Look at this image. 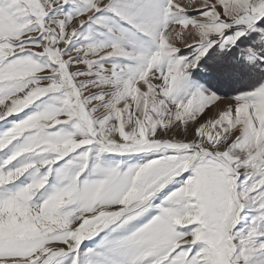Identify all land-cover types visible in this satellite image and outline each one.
<instances>
[{
    "label": "snow or ice",
    "instance_id": "obj_1",
    "mask_svg": "<svg viewBox=\"0 0 264 264\" xmlns=\"http://www.w3.org/2000/svg\"><path fill=\"white\" fill-rule=\"evenodd\" d=\"M0 121V264H264V0H0Z\"/></svg>",
    "mask_w": 264,
    "mask_h": 264
},
{
    "label": "trees",
    "instance_id": "obj_2",
    "mask_svg": "<svg viewBox=\"0 0 264 264\" xmlns=\"http://www.w3.org/2000/svg\"><path fill=\"white\" fill-rule=\"evenodd\" d=\"M193 79L206 87H211L213 91H217L220 95H233L237 90L244 87V80L242 77L235 78H218L213 73L206 69H199L193 72Z\"/></svg>",
    "mask_w": 264,
    "mask_h": 264
},
{
    "label": "rangeland",
    "instance_id": "obj_3",
    "mask_svg": "<svg viewBox=\"0 0 264 264\" xmlns=\"http://www.w3.org/2000/svg\"><path fill=\"white\" fill-rule=\"evenodd\" d=\"M25 111L26 112H31V111H33V109L32 108L26 109ZM21 115H23V113ZM11 120H12V118L10 117L9 121H11ZM9 127H11L10 123H6V122H3V121H0V132L4 131L6 128H9ZM108 159L110 161H113V162L124 160V161H126L128 163H136V162H139L142 159V157L139 154H137L135 156H131V157L113 155V156H109ZM85 243L86 244H90L91 242L90 241H85Z\"/></svg>",
    "mask_w": 264,
    "mask_h": 264
}]
</instances>
